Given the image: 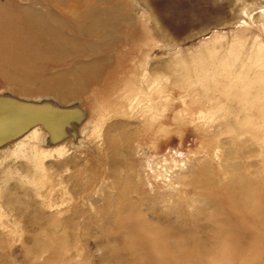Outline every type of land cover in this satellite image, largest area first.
<instances>
[{"label": "rangeland", "instance_id": "374dc122", "mask_svg": "<svg viewBox=\"0 0 264 264\" xmlns=\"http://www.w3.org/2000/svg\"><path fill=\"white\" fill-rule=\"evenodd\" d=\"M132 1L126 8L128 20L114 18L105 28V40L119 44L118 51L108 53L107 71L115 73L107 79L109 92L95 99L92 94L100 86L92 85L89 94L62 103L72 116L82 117L56 141L42 125L32 126L29 131L38 129L31 148L34 163L20 152L13 156L5 151L9 146L13 150L14 141L26 133L0 144V264H148L147 258H135L113 229L119 202L128 199L148 219H163V225L184 233L204 225L210 210V199L193 183L196 171L206 170L225 184L243 176L264 177V170L251 167L255 161L264 163L261 55L254 54L253 60H262L261 69H253L259 76L249 84L252 96L245 97L242 89L232 87L229 98L198 93L183 65L191 52L224 49L236 38L256 40L264 51V0ZM147 5L166 13L163 18L158 13L157 30ZM69 66L54 65L49 71ZM160 87L161 93L153 92ZM8 88L0 76L1 96L12 97ZM47 95L16 99L58 105ZM55 119L57 134L59 116ZM252 149L259 150L257 157L247 158ZM125 180L128 192L119 188ZM263 259L254 260L261 264Z\"/></svg>", "mask_w": 264, "mask_h": 264}, {"label": "bare ground", "instance_id": "6f19581e", "mask_svg": "<svg viewBox=\"0 0 264 264\" xmlns=\"http://www.w3.org/2000/svg\"><path fill=\"white\" fill-rule=\"evenodd\" d=\"M138 1L144 2V0H136V2ZM18 3L13 0H0V76L4 78L9 87L7 93H10L15 99H26L31 95L44 97L48 94L51 97L47 99L58 101L60 104L47 102L46 105H38V108H62L67 112H69L68 109L63 107L62 103L71 101L75 99L73 97L84 93L89 94L92 85L100 86L92 94V97L99 99L105 96L109 92L108 85L110 84L107 79L115 74L112 71H107L106 67L112 60L108 53L119 50L117 41L105 40L108 35L105 28L112 19L125 18L128 13L126 8L132 6L133 1L18 0ZM156 7L147 5L145 9L149 12L152 20V22L150 21L151 26L157 30L156 17L158 13L162 18L166 16V13L161 12L162 9L157 10ZM130 29L131 32L136 33V28L133 25ZM141 32H143L142 29ZM145 37L147 36L145 35ZM255 41L236 38L226 43L224 49H218L215 46L198 53L190 51V55H187L188 58L183 64L185 65V75L189 81L191 80L192 85L197 86L200 94L213 97L217 94L227 98L231 96L228 87H232L242 89L244 97L245 94L250 93L251 95L249 84L256 76H259L258 73L253 75L252 71L257 65H259L257 70H260V61L262 62L260 57L258 59L255 57L253 60L254 54L255 56L261 55L264 61L263 48H257ZM54 65L70 66L51 73L49 69ZM261 67H264V64ZM112 68L114 67L112 66ZM172 70L174 69L172 68ZM217 77L220 80L216 79ZM260 80H256L257 84L260 83ZM263 81L261 85L264 83ZM253 85L256 84L253 82ZM150 87L153 89L152 86ZM166 87L165 85L164 89L167 90ZM162 89L163 87H160L153 92L157 91L159 94L163 91ZM233 95L235 96V93ZM92 97L91 99L94 100ZM127 97L129 96L126 95L125 101ZM116 98L119 96L117 95ZM91 99L87 101L89 106L92 105L89 102ZM129 100H127L128 103ZM32 104L37 105V102L34 104L32 101ZM260 111L264 114V107H261ZM40 112L43 115H49L48 121H45L46 126L54 131L58 124L55 119L57 115L47 110ZM29 129L24 132L26 134L23 133L24 136L20 135L18 140L12 142L13 150H10L9 146L5 148V151H13L10 152L13 156L20 152L23 156L32 159L34 163L36 152L32 151V143L38 129L33 128L31 131ZM56 135V133L53 134L54 138ZM257 150L252 149V152H249L246 157H257ZM255 162L251 163V167H255L253 168L255 172L261 173L264 170V163ZM188 176L190 177V174ZM195 177L193 183L205 193L211 202L210 210L207 209L209 212L206 213L204 219L206 223L201 227L198 223L199 227L194 226L192 229L185 230L184 233L175 232V229L173 231V228L162 224L163 219L162 223L158 220H150L132 202L123 199L121 202L118 200L119 211L115 214L116 221L113 229L120 233L119 236L128 248L132 247L130 252L134 254L135 258H147L148 264H257V260H254L256 257L264 258V177L243 176L244 179L240 182L233 177L234 179L231 178L232 181L230 180V183L227 184L208 175L206 170L196 171ZM236 177L238 176L236 175ZM189 180L190 178L188 182ZM126 181L119 183V188L123 192L127 191L128 182L126 183ZM222 187L224 189L221 190L224 191L219 190ZM165 218L167 219V217ZM114 255L118 254H115L114 251ZM261 264H264V259Z\"/></svg>", "mask_w": 264, "mask_h": 264}, {"label": "water", "instance_id": "95a60500", "mask_svg": "<svg viewBox=\"0 0 264 264\" xmlns=\"http://www.w3.org/2000/svg\"><path fill=\"white\" fill-rule=\"evenodd\" d=\"M40 109L43 110V112L47 110L59 115L60 124L59 130L57 131L58 136L56 135L54 139L51 134H55L56 132L48 129L46 126L47 123L45 122L48 121L49 115L41 114ZM72 114L73 113L67 112L62 108H38V105L24 103L10 96L3 97L0 94V144L20 136V134H23L27 129L37 124L42 125L48 131L52 142L56 141L68 133L65 129L73 127L71 126L72 122H78L82 117L81 115L72 116ZM71 131L73 134L74 130Z\"/></svg>", "mask_w": 264, "mask_h": 264}]
</instances>
